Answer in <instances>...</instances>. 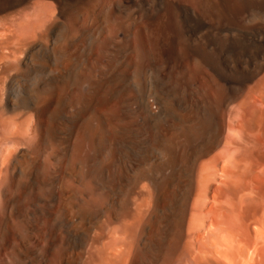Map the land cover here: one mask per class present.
I'll return each instance as SVG.
<instances>
[{
	"label": "bare ground",
	"instance_id": "6f19581e",
	"mask_svg": "<svg viewBox=\"0 0 264 264\" xmlns=\"http://www.w3.org/2000/svg\"><path fill=\"white\" fill-rule=\"evenodd\" d=\"M102 1L104 0H88L83 2V5L100 4ZM110 1L114 6L106 11H110L108 16H111L109 18L112 20L119 18L112 12L122 7L127 8V3L130 2L138 1L140 11L133 17L129 14L131 22L127 19L125 23L110 25L107 31L102 29L91 32L89 27L91 21L88 25V21L81 14V5L80 8L75 7L70 0H50L49 6L52 11L45 16L50 15L52 20L48 18L49 22L43 21L45 23L42 26L39 24L43 23L40 19L44 14L39 15L40 13L36 11L45 2L42 1L39 5L41 1L0 0V249L3 248L11 257L13 256L12 259H15L17 264H23L24 253L22 254L23 251L18 247L16 239H33L37 243V248H42L43 253L38 251L42 264H50L48 262L54 255L53 250L56 245V226L51 223L52 208L50 211L49 204L42 203L38 196L37 200L34 199L37 201V209L30 212L26 210L23 196H26L25 194L31 189L30 184L36 181L34 178L36 175H33V170H36L35 163L30 162L25 148L32 146L37 150V156L44 157L50 145L55 143L58 150H54L53 153L51 149L49 153L52 154L48 153L54 162L60 163L63 159L69 161L73 157L75 170L73 176L71 175L67 191H69L68 196L74 199L75 205L80 203L79 211L75 212L72 211L74 209L69 208L70 205L68 207L62 205L61 221L65 226L64 230L62 224L64 236L69 241L75 234L73 228H78L79 235L77 229L75 231L79 245L77 244V249L73 250L75 252L68 253L67 246L71 245L69 242L66 250L59 252L58 263H147L152 224L155 222L162 224L164 217H167L166 209L170 199L168 189L170 190L173 177L184 169L181 168L186 161L183 160L184 158L191 160L195 154H208L220 142L226 120L228 133L224 137L223 149L211 159L200 162L198 166L194 160L187 175L189 177L183 190L184 196L177 199L176 204L174 203L176 205L174 216L178 225L175 240L183 241L185 247L193 251V246L187 240L185 215L189 213L188 215L191 216L193 212L192 208L188 207L189 200L199 197L204 192L202 187L204 184L201 186L200 181H197L205 174H214L219 170L224 175L241 174L244 178L243 184L235 185L233 188L237 203L231 204L230 208L222 205L220 207L217 204L207 208L206 212L204 211L209 221L207 229H204V234L200 231H198L200 233L195 232L192 238L205 246L198 249L205 258L200 253L199 257L202 256L207 261H204V264H219L216 258L232 264L233 257L242 253L259 255L264 259V22L252 21L251 25L248 24L245 28L242 26L244 29L239 27L241 22L248 20L247 18L250 20L260 16L262 20L264 19V0H195V4H198V12L192 11L187 4L179 2L188 13L185 16L192 33L206 25H212L211 27L218 32L227 31L226 34L238 28L240 30L237 38L229 35L230 37H226L225 40L218 38L215 32L211 42L212 48H209L210 41L206 44L196 43L198 45L189 48V52H192L191 56L198 55L202 63L213 72L220 66L219 60L224 53L221 51L226 50L235 54L237 62L230 66L229 71L227 70L225 87L215 82L217 91L222 87L221 95L219 96L218 92L216 98L207 94L206 85L201 86L193 77L182 76L183 83L179 87L181 94L173 97L171 106L169 105L171 110L175 109L176 114L170 109L163 111L160 102H155L154 106L147 99L145 102H135L133 99L136 106L131 109L128 100L131 98L129 92L134 84L138 92L146 94L144 97L147 98V94L152 91L151 82L154 78L151 72L154 67L163 62L162 65L173 68L182 57L185 59L184 55L188 50L183 52L184 55L181 52L183 49L178 50V45L176 46L178 23L173 24L174 19L179 18V14L173 13L172 6L171 8L167 6L164 0H155L156 4L153 2L150 4L152 0ZM177 2V0L174 2L175 5ZM36 3L38 8L33 10L32 6ZM101 11L99 18H102V14L106 12L103 9ZM120 15L123 14L120 12ZM79 20L81 22L77 23ZM127 21L130 23H126ZM23 23H28L30 26L28 32L24 30V34L21 33L22 29L21 32L19 31L20 24ZM78 31L83 35H91L89 43L84 45L81 39L75 41ZM221 42L224 45L220 48ZM36 57L37 77L30 85L33 92L29 93L26 92L27 75L23 78L20 76L23 73L20 74L19 71L20 68H24L25 73L32 71L35 68L33 60ZM90 57L91 59L94 57L91 64L90 61L88 63ZM198 61L200 62V59ZM220 70L219 73L222 72ZM157 77L155 79L158 82L164 77L160 70H157ZM256 79L257 81L246 93L249 84L251 85ZM18 91L22 92V95ZM194 92L203 96L198 98L197 95L194 99L192 98ZM117 107L123 113L120 118L114 114V109L117 110ZM106 110L109 112H104ZM127 113L133 117L135 115L140 117V129L143 128L144 131L150 126L147 114L151 117H162L166 122L168 143L172 147L166 144V147L160 151L161 154L159 153L161 157L157 163L149 165L145 161V164L141 163L142 166L134 174L130 171L133 174L130 177L133 187L126 190L127 194L125 193L122 201L104 202L110 209L105 206L106 217L103 215L104 219L98 221L102 214H100V202L104 201L105 196L108 197V192L102 189L104 187H101V184L106 180L107 183L114 181L116 176L112 175L109 169L114 164L113 156L120 158L116 161L119 165L115 164V168L123 169L120 160L123 154L124 156L130 154L129 151L127 152L128 149L126 150V144L133 143L136 138L133 133L135 131L137 133V129H134L135 126L133 129L132 126L126 127L129 124L121 126L126 127V131L122 129L125 132L122 133L125 138L123 145L126 147L120 144V139L118 140L115 135L118 133L115 121L118 119L123 121L129 116ZM26 118L33 120L31 134L28 135L22 130V126L28 120ZM130 119L132 117L129 120L125 119V122L131 121ZM135 119L136 117L133 118ZM222 160L225 163L223 162L224 164L219 167L218 164ZM43 162L47 161L43 160ZM194 164L196 171L193 170ZM38 169L37 165L36 185L45 188L44 186L48 184L45 182L48 181L40 180L42 178L38 175ZM70 170L69 174L73 172L70 173ZM48 185L50 186V183ZM57 186V189L63 192L61 185ZM32 191L30 190L29 193L31 194ZM34 200L30 199L29 203L35 204ZM201 210L202 208L196 207L193 213L200 212L202 215ZM115 221L117 224L114 223ZM35 222L39 225L44 223V228L36 226ZM23 246L27 249L25 244ZM54 251L56 254V250ZM50 261L52 262V259Z\"/></svg>",
	"mask_w": 264,
	"mask_h": 264
},
{
	"label": "rangeland",
	"instance_id": "374dc122",
	"mask_svg": "<svg viewBox=\"0 0 264 264\" xmlns=\"http://www.w3.org/2000/svg\"><path fill=\"white\" fill-rule=\"evenodd\" d=\"M35 1H41V3H39V5H41L42 4V1H43V3L45 2V4H46V7H45V4H42L41 6H43V7H41V6H39V8H38V6H37V3H36V5H33L32 6V8H33V10H34V8H38V10L36 11V13L38 12V13H40L39 15H42V14H44L43 15V17H41V19H40V22H43V21H47V23L49 22V19L48 18H50V21L52 20L51 19V16L49 15V17H46L45 15H47L48 13H50V11H52V8H50V6H49V2H50V0H35ZM85 1H87L88 2V0H70V3H72V5L73 6H75V7H79L80 5V7H81V14L83 15V17H85L86 18V20L88 21V25H89V22H90V25H89V27L91 28L90 29V31L91 32H93L94 30H96V31H98V30H102V29H105L106 31L110 28V25L111 26H115L116 25V23H125V21L128 19H130L131 18V15H132V17L137 13V12H139L140 10V3L138 2V1H136V2H133V3H127V8L126 7H122V8H120L119 10H117V11H113L112 13H115L116 15H118L119 16V18H116L115 20H112V18H109V17H111V16H108V15H110V11H106V10H109V8H111V7H113L114 5V3H112V1H110V0H104V1H102V3H100V4H95V5H92V4H89V3H86V5L84 6L83 4V2H85ZM178 2L176 3V5H175V3L174 2H176V0H164V3L167 5V6H170V8H171V6H172V10H174L173 11V13L174 12H177V14H179L178 16H179V18L177 17L176 19H174V25H176L177 23H178V32H177V38H176V46L178 47V50L180 51V50H182L181 52H182V54H183V52L185 53L186 51L185 50H188V52H186L185 54L187 55V57H185L186 55H184V58L185 59H183V57L181 58L182 59V62L180 63V61H181V59L179 60V62L177 63V66L175 65V67H173V68H168V66H166V65H162L163 64V62L162 63H160L159 64V66H161L163 69L161 70L160 68L161 67H159V66H156V67H154V70H152V72H151V74L153 75V78H154V80L151 82V85H152V91L150 92V94L148 93L147 94V98H146V96L144 97V95H146V94H144L143 95V93L142 92H138V88L136 89V85L134 84L133 85V87H132V90L129 92L130 94H129V100H128V104H129V106H130V108L131 109H133V107L135 108V102L136 101H138V102H145V100L147 99L148 100V102L149 103H152V105H154L155 106V102H160L161 103V105H162V110L163 111H165L164 109H172L170 106V102H171V99H173V97L175 98V97H178L180 94H181V92H180V94H179V87H180V85H182V83H183V77L182 76H187V77H193L197 82H198V84H200L201 86H205V91L207 92V94H209L212 98H214V96H215V98L218 96V92H219V96L221 95V93H222V87H220V91H217V87H215L214 86V84H215V82H219L220 84H221V86H223V87H225L226 86V84H227V78H228V71H229V69H230V66L232 67L233 65H235L234 63H236L237 62V57L235 56V54H232L230 51H226V54H225V51H221V53L222 52H224V53H222V58H220V60H219V62H221L219 65V68H221V70L219 69V68H217V70H214V72H213V70H211V68H209V67H207V65L205 64V63H202V60H201V58L198 56V55H195V54H193V56H191L192 55V52L190 51L189 52V48H191V46H194V45H198V44H202V43H205L206 44V42L207 43H209V41H210V45H209V48H212L213 47V44H211V42H213V38H214V35L216 34L215 32H217V34H216V36L218 35V38H220L221 40H225V38L226 37H230V36H232L233 35V37L234 38H237L239 35V31L238 30H240V29H244L245 27H247L246 25H251L253 22H258V20H259V22L260 23H262V21L264 22V19L262 20V18L260 17V16H257V17H253V18H251L250 20H249V18H247L248 20H246L245 19V21H243V22H241L240 23V29L238 28V29H236V30H233V31H231L230 32V34H229V32L226 34V32L225 31H219L218 32V30H214L215 28H212L211 26L212 25H206V27L205 26H203V27H201V28H199L198 30H197V32L195 31V32H193L192 33V31H191V29H190V27H189V22L187 21L188 19H187V16H185V14L187 13V12H185L186 10L184 9V7L182 6V5H180V3L181 4H187V6L188 7H191L190 9L193 11V10H195V11H199V8H198V4L196 5L195 4V0L193 1H191V0H177ZM190 1V2H189ZM75 2V3H74ZM105 2V3H104ZM107 2V3H106ZM151 3L150 4H152V2H153V4H156V1L155 0H152V1H150ZM180 2V3H179ZM187 2V3H186ZM193 2V3H192ZM137 3H139V4H137ZM103 4H104V6H103ZM133 4V5H132ZM191 4V5H190ZM195 4V5H194ZM83 5V6H82ZM88 5V6H87ZM91 5V6H90ZM105 5H106V7H105ZM108 5V6H107ZM134 5H136V6H134ZM184 5V6H185ZM195 7H193V6ZM98 6V8H96ZM110 6V7H109ZM133 6H134V9H133ZM79 7V8H80ZM82 7H84V8H82ZM86 7V8H85ZM106 9H105V8ZM130 7H132V8H130ZM136 7V8H135ZM183 7V8H182ZM108 8V9H107ZM126 8V9H125ZM130 8V9H129ZM141 8H142V6H141ZM179 8H181V9H179ZM198 8V9H197ZM41 9V10H40ZM101 9H103V11H106L105 13H103L102 14V18H99L98 16H99V11H101ZM30 10H31V6H30ZM33 10H31V12L33 11ZM45 11L44 13H43V11ZM138 10V11H137ZM40 11V12H39ZM86 11V12H85ZM89 11H90V14H91V16H90V14H89ZM197 11V12H198ZM84 12H85V15H84ZM102 12V11H101ZM119 12V13H118ZM120 12H121V14H123V15H120ZM123 12V13H122ZM130 12V13H129ZM52 13V12H51ZM118 13V14H117ZM134 13V14H133ZM53 14V13H52ZM51 14V15H52ZM105 14L107 15V16H105ZM125 14H126V16H125ZM129 14H131V15H129ZM176 14V13H175ZM188 14V13H187ZM186 14V15H187ZM48 16V15H47ZM87 16H89V17H87ZM125 16V17H124ZM129 16V17H128ZM82 17V19H84ZM91 17V18H90ZM186 17V18H185ZM258 17H260V18H258ZM44 18H47V19H44ZM52 18H53V15H52ZM122 18V19H121ZM81 19V20H82ZM91 19V20H90ZM103 21H102V20ZM105 19V20H104ZM106 19H107V21H106ZM109 19V20H108ZM180 19V20H179ZM255 21H254V20ZM81 20H79L77 23H80L81 22ZM121 20H124V21H122L121 22ZM175 20H176V22H175ZM111 21H113V22H115V23H113V22H111ZM130 22H131V19L129 20ZM129 21H127L126 23H128ZM180 21V22H179ZM182 21V22H181ZM253 21V22H252ZM129 22V23H130ZM187 22V23H186ZM244 22H245V24H244ZM249 22V23H248ZM250 22H252V23H250ZM45 22H43V23H41V24H39V25H43ZM112 23L114 24V25H112ZM180 23V24H179ZM105 24V25H104ZM244 24V25H243ZM22 24H20V28H19V26H18V28H19V31L21 32V30L20 29H22V34H24L25 33V31L26 32H28L29 31V28H30V26H28V23H23V25L21 26ZM87 25V26H88ZM109 25V27L107 28V26ZM179 25H181V26H179ZM27 26V27H26ZM40 26V27H41ZM103 26H104V28H103ZM242 26L244 27V28H242ZM205 27V28H204ZM43 28V27H42ZM41 28V29H42ZM99 28V29H98ZM181 28V29H180ZM177 29V28H176ZM25 30V31H24ZM28 30V31H27ZM93 30V31H92ZM190 30V31H189ZM24 31V32H23ZM236 32H238V33H236ZM181 33V34H180ZM219 33V34H218ZM222 35H221V34ZM205 34V35H204ZM208 34V35H207ZM79 35V37L77 38V36ZM96 35V34H95ZM230 35V36H229ZM85 36V37H84ZM222 36V37H221ZM75 41H77L78 39H81V41H82V43L85 45L86 43H89V41L91 40V35H83L80 31H78V33L75 35ZM87 37V39H85ZM213 37V38H212ZM209 38V39H208ZM88 41V42H87ZM45 43V42H44ZM196 43H198V44H196ZM223 42H221V46H220V48L221 47H223V45H224V43L222 44ZM187 44V45H186ZM45 45H47V43H45ZM181 46V47H180ZM37 50V49H36ZM208 50H210V49H208ZM227 52H228V54H227ZM191 53V54H190ZM190 54V55H189ZM224 54V55H223ZM226 55V56H225ZM233 55V56H232ZM191 56V57H190ZM197 56V57H196ZM232 56V57H231ZM234 56H235V58H234ZM196 58V60H195V58ZM199 57V58H198ZM94 58V57H93ZM93 58L91 59V57H90V59L88 60V63H89V61H90V63L89 64H91L92 63V61H93ZM200 59V62L198 61L197 62V60H199ZM236 59V60H235ZM34 62H35V64H34V69L32 70V71H30V72H27V73H25L26 71H25V69L24 68H20V74L21 73H23V74H21L20 76L21 77H25L26 75V79H27V84H28V86H26V92H29V93H32L33 91H32V89H31V86L30 85H32L31 83H32V81L34 80V78L35 77H37V57L33 60ZM196 61V62H195ZM223 62V63H222ZM233 62V63H232ZM232 63V64H231ZM165 64V63H164ZM180 64V65H179ZM194 64V65H193ZM202 64H203V66H202ZM222 65V66H221ZM204 66H206V67H204ZM180 67V68H179ZM157 68V69H156ZM166 68H167V70H166ZM222 68H223V70H222ZM24 69V70H23ZM174 69H175V71H174ZM157 70H160L161 72H162V74H163V78H160V81L158 82L157 81V79H155L156 77H157ZM218 70H220V71H222L221 73H223L222 75H221V73H219V71ZM228 70V71H227ZM36 72V73H35ZM217 72V73H216ZM34 73H35V75H34ZM182 74V75H181ZM34 77H33V76ZM20 77V78H21ZM33 77V78H32ZM227 77V78H226ZM30 78V79H29ZM158 78V77H157ZM225 78V79H224ZM37 79V78H36ZM181 79V80H180ZM31 81V82H30ZM156 81V82H155ZM162 81V82H161ZM226 81V82H225ZM257 81V79L256 80H254L252 83H251V85L249 84V86H248V88L245 90V92L247 93V91L254 85V83ZM29 82V83H28ZM154 83H156V84H154ZM158 83V84H157ZM26 84V85H27ZM179 84V85H178ZM155 85V86H154ZM175 87V88H174ZM155 88V89H154ZM219 88V87H218ZM155 90V91H154ZM193 92V91H192ZM18 93L20 94V95H22V92H19L18 91ZM131 93H132V95H131ZM140 93V95H138ZM195 94L194 95H192V98H197V97H195V96H197L198 95V98H200L201 96H203V95H201V94H197L196 92H194ZM203 93H204V91H203ZM217 94V95H216ZM141 95H143V96H141ZM133 97H135V98H133ZM137 97V98H136ZM141 97L143 98V99H141ZM150 97V98H149ZM133 99H135V102L133 101ZM141 100V101H140ZM132 103H133V105H132ZM127 104V103H126ZM127 104V105H128ZM170 105V106H169ZM119 107H117V110L116 109H114V114H116V116L118 117L119 116V118L123 115V113H122V111H121V109H118ZM116 110V111H115ZM167 111V110H166ZM174 114H176L177 112L175 111V109L174 110H171ZM104 112H106V113H108L109 111L108 110H106V111H104ZM103 112V113H104ZM106 113H104V114H106ZM129 116V118H131L132 117V119H130L131 121H128V122H132L131 124L130 123H128V122H125L126 120H129V118L126 116V118H124V122L121 120H117V121H115V123L117 124V129H116V131H118V133H115V135H116V137L118 138V140L120 141V144L123 146V147H126V150H127V152L129 151V158H128V156H124V154H123V157L121 158L122 160H120L121 161V165H122V167H123V169H121L120 170V168H115V164H117V165H119L118 163L119 162H116L117 160L119 161V157L117 158L116 156H113V165L111 166V167H109V169L112 171L111 173H112V175H116L115 176V178H114V181H112V182H110V183H107L108 182V180H106L105 182H103L102 184H101V187H104V188H102L104 191H107L108 192V197H104V201H101L100 202V209L98 208V211L100 210V214H101V216H100V218L98 219V221L99 220H101V219H104V217H106V215H105V213L106 212H104V211H106L105 210V208L107 207V203H108V201H111V200H113L115 203L117 202H120V201H122V198L123 197H125L124 195H126L127 193V189H129V187H133V184L131 183V176L134 174V172H136L137 171V169L138 168H140L142 165H144L145 163H147V164H149V165H152V164H154V163H157L158 161H160V157H161V153H160V151L161 150H163L164 149V147H166V144H167V146H170V147H172V145L170 144V143H168L169 141H168V137H167V135L168 134H166L167 133V129H166V122H165V120L162 118V117H160V118H158L159 116H157V118L156 117H151V115L150 114H147V118H149L150 119V121H148L149 122V128H147V130L145 129V131H146V133H145V131L143 130V128H141L140 129V125L139 124H141V119H140V117H137L136 115H135V117H136V119L135 120H133V118H135V117H133V115H131L130 113H127ZM121 115V116H120ZM26 119H28V120H26ZM26 119H24V122H25V120H26V122H25V125H24V122H23V125L26 127V129H24V126H22L23 128H22V130L24 131V133L26 132V135H28L30 132H31V129H32V125L31 124H33V120H31V118H26ZM126 119V120H125ZM148 119V120H149ZM30 121V122H29ZM136 121V122H135ZM192 121V120H191ZM119 122L121 123V122H123V123H126V124H123V123H121V124H119ZM153 122V123H152ZM137 123V124H136ZM119 124V125H118ZM127 124H129L128 126H126ZM123 125H125L126 127H130V126H132V129L134 128V126L136 127V128H134V129H137V133H136V131H135V133H133L134 135V138H135V141H136V143H135V141H133V143H130V144H126V146H124L123 144H124V142L123 141H125V138H124V135H122V133L124 132V131H126V127H121V126H123ZM139 125V126H138ZM139 127V128H138ZM151 127V128H150ZM165 127V128H164ZM155 128H157V129H155ZM164 128V129H163ZM120 129V130H119ZM124 131H123V130ZM160 129H161V131H160ZM26 130V131H25ZM139 130H141V131H139ZM149 130V131H148ZM152 132H151V131ZM133 131V132H134ZM144 131V132H143ZM148 131V132H147ZM121 133V135H120V133ZM125 133V132H124ZM123 133V134H124ZM162 135H161V134ZM169 133V132H168ZM227 133H228V130H227V127H226V120H225V124H224V126H223V130H222V134H221V136H220V138H221V140H220V142L218 143V144H216L213 148H212V150L208 153V154H195L194 156H192L193 158L191 159V160H187L186 158H184L183 160L185 161V165L183 164V166L181 167V168H184V169H182V171H179L174 177H173V179H172V183H171V185H170V190L168 189V194H169V200H168V207H167V209H166V213H167V217H164V221L162 220V224H156V222L155 223H153L152 224V234H151V245H150V248H149V251H148V253L147 254H149V255H147V260H146V262L147 263H145V264H161V263H163V262H165V264H204L205 262H207L206 261V259H204L205 257L202 255V253H200L199 252V248H204L205 246H203L200 242H197V240H195L194 238H192V234H196L195 232H198V231H200L201 232V234H204L205 233V230L207 229L206 227H207V225L209 224V221H208V219L206 218V215L204 214V211L207 209V208H209L211 205H215L216 206V204L218 205V206H220V205H222L223 207H228V208H230L231 206V204L233 205V203H237V199L235 198V194H234V186L236 185H241V184H243V180H244V178L242 177V175L240 174H237V175H235V176H232V175H230V174H228V175H224L220 170H219V172H217V173H214V174H205L204 176H202L197 182H199L200 184H201V186L204 188V192H202L201 193V195L199 196V197H196L195 199H190L189 200V202H188V207L189 208H192V211L194 212V209L196 208V207H200V208H202V210H201V213H202V215L200 214V212L199 213H197V214H194L192 211V214H191V216L190 215H188L189 213H186V215H185V224H186V229H185V231H187V235H188V243H190L193 247H192V249H193V251L191 250V251H189L186 247H185V243L183 242V241H178V239H176L175 240V238H177V234H176V230H177V227H178V225H177V219L175 218V212H176V201H177V199H179L180 197H182V196H184L183 195V190H184V188L186 187V181H187V179H188V177L189 176H187L188 175V173H189V169H190V167H191V164L194 162V160H195V162H196V164H197V166H198V164L200 163V162H202V161H205V160H207V159H211L214 155H217L218 153H219V151L221 152V150L223 149V146H224V144H223V141H224V137L227 135ZM31 134V133H30ZM135 134H136V136H135ZM140 134H142V135H140ZM165 134V135H164ZM137 135H139V136H137ZM156 135V136H155ZM161 135V136H160ZM169 136V135H168ZM144 137V138H143ZM123 138V139H122ZM155 138V139H154ZM161 138V139H160ZM141 139V140H140ZM153 139V140H152ZM122 141V142H121ZM152 141H153V143H152ZM156 141V142H155ZM166 142V143H165ZM134 143H135V145H134ZM54 144V145H53ZM57 144V143H56ZM134 146H133V145ZM155 144V145H154ZM165 144V145H164ZM121 145H120V147H121ZM52 146V147H51ZM222 146V147H221ZM58 146L57 145H55V143H52L51 145H50V147L47 149V151L48 152H46L47 154L49 153V152H51V149H52V151H53V153H55V151L54 150H58V148H57ZM144 147V148H143ZM27 148V149H26ZM25 148V150H26V153H27V156H29L28 158H29V160H30V162H32L33 164L35 163V168H36V170H33V175H36L34 178H35V180L36 181H34V182H32V184H30V190L32 191V190H34V191H32V193L30 194L29 192H30V190L27 192V194H25L26 196H23V200L25 201L24 203H26V206H27V209L26 210H29L30 212H33L32 210H34L35 208L37 209V201H35V200H37V197L39 196L40 198H41V202L43 203V202H45V203H48L49 205H48V208H50V211H51V208H52V211H51V213H52V215H51V217H52V221H51V223H53V224H55V226H56V230H55V232H56V245H55V249L54 250H56V254H55V251L53 250V254L54 255H52L51 257H50V260L52 259V262L49 260V262L48 263H50V264H56V262H57V264H59L58 263V260H59V255H60V253L62 252V250H66V246L68 245V243H69V245L71 246H67V252L68 253H73V252H75V251H73V250H76L77 249V247H78V245H79V239H78V235H79V231H78V228H73V230L75 229H77V231H75L74 230V232H75V234H74V237H72V239H70L69 241H67V239L65 238V233H63V231L65 230V226H64V224L62 223V221H61V218H62V215H63V213L61 212V210L63 211V209H62V205L64 204V205H66L67 207H68V205H70V209H74V210H72V211H79V209H80V203L78 204V205H75L76 203L74 202V199H72V197H70V196H68L69 195V191H67V187H69V185H68V183L70 182V180H71V178H72V174L74 173V171L73 170H75V168H74V163H73V157L71 158V160L69 159V161H67V160H61V162L59 163H57V162H54V160L52 159V157H51V155H49V154H52V153H49L48 154V157H47V154L45 155L44 154V157H41L40 155H38L37 156V150H35L32 146H29V147H26ZM29 150V151H28ZM56 150V151H57ZM160 153V154H159ZM170 153V152H169ZM133 154V155H132ZM198 155H199V157H198ZM34 156V157H33ZM46 156V157H45ZM51 158H50V157ZM143 156V157H142ZM39 158V159H37V158ZM126 157V158H125ZM33 158V159H32ZM43 158H45V159H43ZM51 159V160H50ZM114 159H116L115 161H114ZM125 159H126V161H125ZM142 159V160H141ZM32 160V161H31ZM42 160V161H41ZM43 160L44 161H47V162H43ZM111 160H112V158H111ZM124 160V161H123ZM51 161V162H50ZM65 161V162H64ZM67 161V162H66ZM142 161V162H141ZM146 161V162H145ZM190 161V162H189ZM52 162H54L56 165H54V163L52 164ZM124 162H126V163H124ZM145 162V163H144ZM224 161L222 160V161H220L219 162V164H218V166L220 167V165H223L224 163H223ZM124 163V164H123ZM130 163V164H129ZM137 163V164H136ZM141 163H142V165H141ZM144 163V164H143ZM183 163V162H182ZM188 163V164H187ZM45 164V165H44ZM54 165V166H52V165ZM58 164V165H57ZM196 164H194V166H193V170L194 171H196L195 170V167H196ZM37 165H38V172H39V176L41 175V177L40 178H42V179H40L41 181H43V179H44V182L45 181H48V182H45L46 184L48 183H50V186L47 184V185H45L44 187L46 188H41V186L40 185H36V182H37ZM48 165V166H47ZM56 166H58V167H56ZM72 166H73V169H72ZM41 167V168H40ZM45 167V168H44ZM64 167V168H63ZM118 167V166H117ZM131 167V168H130ZM132 167H134V168H132ZM42 168H44V169H42ZM46 168H48V169H46ZM53 168H54V170H53ZM56 168V169H55ZM198 168V167H197ZM41 169V170H40ZM70 169H72V170H70V173L71 174H69V170ZM65 170H68V171H65ZM116 170H118L117 172H116ZM133 170V171H132ZM150 170H152V169H150ZM183 170H185V171H183ZM50 171H51V173H50ZM115 171V172H114ZM122 171V172H121ZM133 173H131V172ZM186 171H188V172H186ZM41 172V173H40ZM45 172V173H44ZM68 172V173H67ZM221 172V173H220ZM50 173V174H49ZM128 173V174H127ZM181 173V174H180ZM184 173V174H183ZM220 173V174H219ZM65 174V175H64ZM121 174V175H120ZM132 174V175H131ZM44 177H43V176ZM63 175V176H62ZM72 175V176H71ZM178 175V176H177ZM224 175V176H223ZM114 176H112V177H114ZM229 176V177H228ZM47 178V179H46ZM49 178V179H48ZM69 178V179H68ZM117 178V179H116ZM176 178V179H175ZM202 178H204V179H202ZM128 179V180H127ZM202 179V180H201ZM228 179H229V181H228ZM68 181V182H67ZM202 181V182H201ZM56 182V183H55ZM34 183H35V185H34ZM61 185V187H62V189H63V192H60V190H58L57 188H58V186L57 185H59V184ZM114 183V184H113ZM220 183V184H219ZM33 185V186H32ZM183 185V186H182ZM38 186V187H37ZM32 187H34V188H32ZM50 187V188H49ZM182 187V188H181ZM230 187V188H229ZM49 188V189H48ZM54 188H56V189H54ZM48 189V190H47ZM53 189V190H52ZM181 189V190H180ZM232 189V190H231ZM40 192H39V191ZM68 190H69V188H68ZM179 190L181 191V193L179 192ZM30 194V196H28L29 194ZM65 195H64V194ZM126 193V194H125ZM35 197H33V196ZM63 196H65V197H63ZM47 198V199H46ZM106 198H107V201H106ZM26 199H27V201H26ZM30 199H35L34 201V203L35 204H30L29 203V200ZM109 199V200H108ZM196 200V201H195ZM198 200V201H197ZM104 202H107V203H105L104 204ZM66 203V204H65ZM175 203V204H174ZM196 203V204H195ZM195 204V205H194ZM50 205H51V207H50ZM106 206V207H105ZM222 206H220V207H222ZM34 207V208H33ZM193 207H195V208H193ZM225 207V208H226ZM169 208V209H168ZM77 209V210H76ZM107 209H110L109 207H107ZM168 210V211H167ZM59 211V212H58ZM190 212V213H191ZM206 212V211H205ZM245 212V211H244ZM169 213V214H168ZM242 213H243V211H242ZM57 214H59V215H57ZM203 214H204V216H203ZM243 214H245V213H243ZM103 215H105L104 217H103ZM173 217H172V216ZM199 215V216H198ZM54 216V217H53ZM36 217H37V215H36ZM58 217H60V218H58ZM103 217V218H102ZM171 217V218H170ZM192 217V218H191ZM170 218V219H169ZM191 218V219H190ZM206 218V219H205ZM57 219H59V220H57ZM174 219H176V221L174 220ZM190 219V220H189ZM55 220H56V222H55ZM35 221H37V220H35ZM57 221H58V223H57ZM189 222V223H188ZM36 223V222H35ZM115 224H117V222L115 221L114 222ZM206 223V224H205ZM43 224L44 223H42V225L40 224H37L36 223V226H39V227H41V229H43L44 227H43ZM62 224H63V226H64V228L62 227ZM187 224H189V225H187ZM205 224V225H204ZM163 227H162V226ZM164 225H165V227H164ZM188 227L190 228V229H188ZM64 230H63V229ZM205 229V230H204ZM76 232H77V234H76ZM162 232V233H161ZM200 232H198V233H200ZM25 235V234H24ZM76 235H77V237H76ZM159 236V237H158ZM25 238H19V239H16V243L19 245L18 247L20 248V250H22L23 252H22V263L23 264H42V262H41V258H40V255L38 256V254L41 252V253H43L42 252V248L40 247V248H37V243L33 240V239H25ZM65 239V240H64ZM20 240V241H19ZM27 240H28V242L29 243H27L26 244V242H27ZM73 240V241H72ZM76 240V241H75ZM24 241V242H23ZM176 241V242H175ZM23 242V243H22ZM67 242V243H66ZM72 242H73V244H72ZM77 242V243H76ZM175 242V243H174ZM41 243H43V241H41ZM206 243H208L207 241H206ZM217 243H219V242H217ZM21 244H25L26 246H27V249H26V247H24L23 245H21ZM30 244H31V246H30ZM62 244V245H61ZM78 244V245H77ZM170 244V245H169ZM176 244V245H175ZM65 245V246H64ZM75 245V246H74ZM68 247H70V249L68 250ZM74 247V248H73ZM24 248V249H23ZM32 248V249H31ZM62 248H64V249H62ZM72 248V249H71ZM76 248V249H75ZM175 248V249H174ZM61 249V251H59ZM164 249V250H163ZM40 250V251H39ZM165 250H167V251H165ZM38 251H39V253H38ZM58 251V252H57ZM175 251V252H174ZM60 252V253H59ZM173 252V253H172ZM58 253V254H57ZM197 253V254H196ZM199 253L204 257H202V256H200L199 257ZM0 264H17V262H15L16 260L14 259H12L13 258V256L11 257V255L9 254V253H7L3 248L2 249H0ZM7 254H8V256H7ZM9 257V258H8ZM58 257V258H57ZM11 258V259H10ZM57 258V259H56ZM4 259V260H3ZM39 259V260H38ZM56 259V260H55ZM200 259H202V260H200ZM217 259V261L219 262V264H228L227 263V261H225V260H223V259H220V258H216ZM6 260H9V261H6ZM150 261V262H149ZM202 261V262H201ZM205 261V262H204ZM5 262V263H4ZM39 262V263H38ZM232 264H264V259H262L259 255H254V256H251V254L249 255H246L245 253H242V254H240V255H236L235 257H233V262H232Z\"/></svg>",
	"mask_w": 264,
	"mask_h": 264
}]
</instances>
